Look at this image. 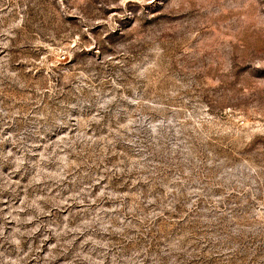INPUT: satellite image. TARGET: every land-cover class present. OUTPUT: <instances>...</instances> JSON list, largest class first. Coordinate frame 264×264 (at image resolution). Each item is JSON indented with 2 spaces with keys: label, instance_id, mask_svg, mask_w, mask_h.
<instances>
[{
  "label": "rangeland",
  "instance_id": "obj_1",
  "mask_svg": "<svg viewBox=\"0 0 264 264\" xmlns=\"http://www.w3.org/2000/svg\"><path fill=\"white\" fill-rule=\"evenodd\" d=\"M0 264H264V0H0Z\"/></svg>",
  "mask_w": 264,
  "mask_h": 264
}]
</instances>
